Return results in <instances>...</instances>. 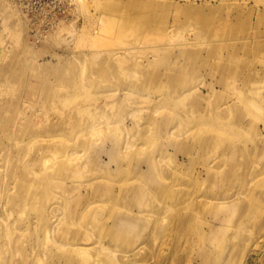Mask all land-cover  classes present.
<instances>
[{
  "label": "rangeland",
  "instance_id": "rangeland-1",
  "mask_svg": "<svg viewBox=\"0 0 264 264\" xmlns=\"http://www.w3.org/2000/svg\"><path fill=\"white\" fill-rule=\"evenodd\" d=\"M88 1L35 46L0 0V264H185L208 211L176 198L207 186L186 140L264 84V0Z\"/></svg>",
  "mask_w": 264,
  "mask_h": 264
},
{
  "label": "bare ground",
  "instance_id": "bare-ground-1",
  "mask_svg": "<svg viewBox=\"0 0 264 264\" xmlns=\"http://www.w3.org/2000/svg\"><path fill=\"white\" fill-rule=\"evenodd\" d=\"M65 1L60 15L57 11L41 10L44 3L30 17L24 9L25 0H15L17 9L32 32L30 36L34 45L44 43L48 34L63 21L73 20L79 1H82L83 7L88 0ZM49 2L56 5V0ZM44 70V64L38 66L37 71ZM212 91L215 89L212 88ZM241 91L222 103L209 104L206 127L189 135L186 140L190 145L189 158L198 164L206 160L200 166L202 170L197 169V179L204 174L207 186L202 190L198 181L192 182L193 188L187 190L181 187L176 198L194 194L196 198L191 203L192 210L199 208L197 199H205L208 211L205 228L197 229V236H194L197 245L194 253H190L184 261L185 264H264V84H245ZM161 132L166 133V129ZM184 146H180L182 150ZM15 184L9 182L2 195L9 198L13 207H20L21 201L11 197ZM20 187L19 194L23 189L22 184ZM130 188L134 195L139 191L138 185L125 189ZM193 214L189 215L188 220L186 215L177 216L175 221L179 227L181 223L189 224L193 221ZM127 223L138 225L133 217ZM8 226L7 219L0 223V240L4 232L9 233ZM183 238L186 239L183 234L179 235L178 243ZM188 238L191 240L190 236ZM217 243H225L219 253L213 251ZM182 251L176 256L182 258Z\"/></svg>",
  "mask_w": 264,
  "mask_h": 264
},
{
  "label": "built area",
  "instance_id": "built-area-1",
  "mask_svg": "<svg viewBox=\"0 0 264 264\" xmlns=\"http://www.w3.org/2000/svg\"><path fill=\"white\" fill-rule=\"evenodd\" d=\"M51 1H54V0H51ZM64 2L66 1L56 0V5H54L53 3H50L49 0H35V1L25 0L24 9L28 12L30 17H33L35 12H38L39 8H41L43 4L46 3L45 6L41 10L57 11V13L60 15L62 14L61 9H63V7L65 6ZM34 5H37V7H35ZM52 7H53V10H51Z\"/></svg>",
  "mask_w": 264,
  "mask_h": 264
}]
</instances>
